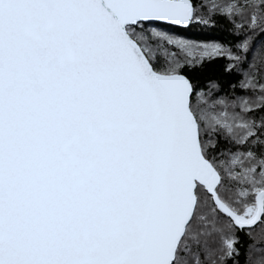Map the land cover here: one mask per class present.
Segmentation results:
<instances>
[{
  "label": "snow or ice",
  "instance_id": "6c2138e0",
  "mask_svg": "<svg viewBox=\"0 0 264 264\" xmlns=\"http://www.w3.org/2000/svg\"><path fill=\"white\" fill-rule=\"evenodd\" d=\"M0 264H264V0H0Z\"/></svg>",
  "mask_w": 264,
  "mask_h": 264
},
{
  "label": "trees",
  "instance_id": "16d2710c",
  "mask_svg": "<svg viewBox=\"0 0 264 264\" xmlns=\"http://www.w3.org/2000/svg\"><path fill=\"white\" fill-rule=\"evenodd\" d=\"M231 26L224 20H218L213 26H197L190 29L185 33L186 38L196 40L201 43H210L213 41L220 42L222 44L231 45L233 37L230 33ZM259 43V42H258ZM253 53L248 54V60H251ZM228 63L227 60L219 59L212 63H206L203 67L194 69H186L187 75L193 80L198 86H206L209 80H215L222 89V93L229 90V85L237 80V73L234 70L229 73L224 70L225 65ZM241 235L242 244L247 241L243 233Z\"/></svg>",
  "mask_w": 264,
  "mask_h": 264
}]
</instances>
